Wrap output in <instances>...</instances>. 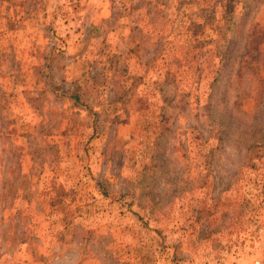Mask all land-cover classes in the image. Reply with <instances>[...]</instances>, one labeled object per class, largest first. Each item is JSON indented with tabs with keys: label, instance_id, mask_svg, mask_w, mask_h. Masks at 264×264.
Instances as JSON below:
<instances>
[{
	"label": "rangeland",
	"instance_id": "374dc122",
	"mask_svg": "<svg viewBox=\"0 0 264 264\" xmlns=\"http://www.w3.org/2000/svg\"><path fill=\"white\" fill-rule=\"evenodd\" d=\"M0 264H264V0H0Z\"/></svg>",
	"mask_w": 264,
	"mask_h": 264
}]
</instances>
